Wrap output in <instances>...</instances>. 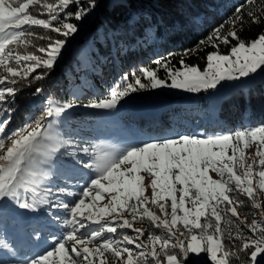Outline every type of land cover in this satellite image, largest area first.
I'll use <instances>...</instances> for the list:
<instances>
[{
  "label": "snow or ice",
  "instance_id": "1",
  "mask_svg": "<svg viewBox=\"0 0 264 264\" xmlns=\"http://www.w3.org/2000/svg\"><path fill=\"white\" fill-rule=\"evenodd\" d=\"M250 3L247 0L234 6L231 16L207 37L209 41L219 40L226 45L230 43L229 38L235 40L230 56L209 52L204 71L186 64L183 58L180 67L164 59L156 60L154 64L165 71L166 78H161L155 69L143 68L140 71L148 83L136 76L133 83L113 87L106 97L84 106L111 110L140 89L168 87L199 93L217 89L223 81L256 73L264 67V32L250 42L242 41L237 30L221 36L225 24L241 22L242 31L245 16L252 24L264 22V0H258V6L251 9ZM73 5L76 10L67 11ZM33 6H39L43 12L30 14ZM96 7L97 0H86V4L82 0H55L54 3L0 0V216L17 209L20 210L17 215L38 209L48 216H55L58 210L67 213L62 220L65 230L60 237L52 238L51 250L21 258L15 264H77L74 256L82 257L85 264H105L108 252L123 264H150L149 258L154 264H185L190 252L207 253L212 264H230L231 258L239 261V254L249 250L248 259L256 264L257 257L264 254V210L259 218L252 214L251 224L239 220L237 208L243 206V201L233 195L231 185L234 183L236 192L252 201L253 208H261L257 193H264V124L219 135L176 133L170 138L149 137L145 142L130 143L121 149L94 150L90 154L88 147L77 145L70 138L63 139L56 132L55 126L62 114L77 105L58 104L48 97L40 119L8 131L14 112L9 102H15L19 91L15 85L27 80L28 87L33 81L44 79L61 58L67 38L79 31L69 18L81 21ZM44 14L47 18H40ZM25 26L48 29L58 36L40 37L47 40L46 46L37 49L42 55L22 54L17 49L31 44L29 37L34 35ZM42 92L43 88L37 87L34 95ZM250 143L256 148L252 163H247L245 149ZM209 170L220 179H213ZM142 172L151 177L150 204L158 208L159 215L149 207V198L144 195ZM53 178L62 183H55ZM80 179H84V186L76 199L78 194L73 188L79 185ZM103 193L108 194V202L97 207V202L105 198ZM225 204L226 209H222ZM225 210L239 220L235 233L228 236L231 250L226 247L221 228ZM126 214L131 215V220ZM145 217L155 229L165 233L148 232L149 243L139 242L145 232L133 228L134 221ZM213 218L215 226L211 223ZM86 221L100 225L99 230L82 233L80 229L86 227ZM241 224H245L250 235ZM181 225L185 231L178 236ZM118 228L133 229L136 235L122 234L119 239L103 238L93 243L105 231L116 233ZM129 245H134V249ZM0 251L12 257L17 252L14 243L3 234H0Z\"/></svg>",
  "mask_w": 264,
  "mask_h": 264
},
{
  "label": "trees",
  "instance_id": "2",
  "mask_svg": "<svg viewBox=\"0 0 264 264\" xmlns=\"http://www.w3.org/2000/svg\"><path fill=\"white\" fill-rule=\"evenodd\" d=\"M49 2L54 3L55 0ZM246 2L247 0H97V7L83 20L69 18L70 22L78 26L79 35L67 38L68 45L63 49V55L48 75L40 81H33L28 87L25 86L27 80L18 81L15 85L19 91L14 98L15 102H9L14 112L8 131L40 119L44 115L45 100L48 97L58 104L77 105L62 114L55 126L56 132L63 139L70 138L75 144L88 147L90 154L94 150L121 149L130 143L145 142L149 137L170 138L176 133L219 135L264 124V74L245 84L243 88L240 86L228 90L227 86L224 93L215 98L199 94L195 102L189 100L190 95L186 93L159 104L147 105L144 103L147 100H159L163 98L160 95L171 96V93L161 90L154 92L153 89L146 88L131 93L115 109L84 106L90 101L106 97L113 87L122 88L133 83L136 76L148 83L140 71L143 68L155 69L161 78H166L165 71L154 64L156 60L164 59L174 67H180V60L183 58L186 64L201 69L207 63L209 52L228 53L236 44L235 40L229 38L230 43L226 45L219 40L209 41L207 37L213 28L231 16L234 6ZM82 3L86 4V0H82ZM114 4L124 6L114 7ZM257 6L258 0H251L249 9ZM75 10V5L67 9L72 12ZM29 12L40 15L43 9L33 6ZM257 15L261 13L257 12ZM40 18H47V15H41ZM25 29L34 35L29 37L31 44L17 49L22 54L34 52L42 55L37 49L46 46L47 40L40 37L58 36L57 33L37 26H25ZM233 30L238 31L242 41L250 42L264 32V22L252 24L251 19L245 16L242 31L241 22L235 25L225 24L221 29V36ZM37 87L43 88V92L34 95ZM146 122L155 123L158 130L148 129ZM7 143L5 140V145ZM252 145L254 151L248 163H252L256 145L250 143L245 149L246 156ZM237 171L242 172L240 169ZM84 179H80L79 185L73 188L78 194L76 199L83 190ZM53 181L62 183L56 178ZM231 187L233 195L243 201V206L238 207L239 213L246 218H253L256 208L252 207V201L236 192L235 185ZM64 199L71 200L72 197ZM88 199L86 198V203L89 202ZM150 199L151 197L149 207L159 215L158 208L150 204ZM104 201L105 198L97 202L96 206H103ZM170 203L169 201L167 209L169 212ZM19 212L17 209L0 216V234L6 235L17 249L15 257L0 251V264H15L21 258L51 250L54 246L52 238L60 237L65 230L62 220L67 217V213L63 210L56 211L55 216H48L39 209L17 215ZM222 216L221 228L226 247L231 250L228 236L235 233L236 224L232 223L229 214L223 212ZM55 217H60V221ZM136 222L145 224L146 238L148 232L165 234L162 229H155L146 217L137 219ZM211 223L215 226L214 218ZM250 251L240 253L239 261L231 258L230 264H248ZM149 260L153 264L151 258Z\"/></svg>",
  "mask_w": 264,
  "mask_h": 264
},
{
  "label": "rangeland",
  "instance_id": "3",
  "mask_svg": "<svg viewBox=\"0 0 264 264\" xmlns=\"http://www.w3.org/2000/svg\"><path fill=\"white\" fill-rule=\"evenodd\" d=\"M78 35H79V32L73 34V36L71 37V39L74 38V37H77ZM67 45L68 44L66 43V46ZM66 46H65V48H66ZM219 54L220 55H229L230 56L231 55V52L229 51L228 53H219ZM62 55H63V52H62ZM232 58L235 59V57H232ZM207 65H208V61H207L206 65L203 68H201V69L198 68V69H200L201 71H204L207 68ZM263 74H264V67H262L261 69H258L256 73L250 74L247 78H241V79L235 80V81H223V82H221V85H218L217 89L202 90L199 93H190V92H187V91L182 90V89H175V88H168V87H163V88H158V89H153V90H154V92L157 91V90H161L162 92H170L172 98H178L179 96H183V95H186V93H188L190 95V99L189 100H192L193 102H195L197 100V97L196 96H198L199 94H201V95L203 94L204 97H208V98L214 97L215 98V96H218V95L223 94L224 91L227 89L226 88L227 86H228V90L235 89V88L240 87V86L243 88V86L245 84H249V82L260 78ZM168 82L170 83V81H168ZM160 96H163L164 97V95H160ZM164 98L167 99V98H169V96H165ZM145 104L148 105V103H145ZM148 129L151 130L153 128L152 127H148ZM253 151H254V147L252 145L250 147V149L246 153L247 163H248L250 157L252 156ZM141 175H143L145 177V179H144V186H145L144 195L149 198V197H151V194H152V189L149 186L150 185V181H151V177L146 172H142ZM209 175H211L213 179H220L211 170H209ZM232 185H234V184H232ZM258 194L261 195L264 198V193H258ZM258 194H257V196H259ZM91 195H93V193ZM103 196L105 197V201L104 202L107 203L108 202V194L107 193H103ZM90 198L91 197H89L88 201L90 200ZM105 203H103V204H105ZM221 207H222V209H226L227 205L225 204V205H222ZM262 210H264V206H261L260 209H256L255 210V213H257L256 214V217L257 218H259V214H260V212ZM237 211H238V208H237ZM223 212H224V214L225 213L229 214V216L232 219V223H234V224L239 223V220L245 221V224H251L252 219H253V218H246L245 216H243L242 214H240L239 211H238V213H239V220H237V218H235V217H232L231 214L228 213L226 210L223 211ZM126 218H128L129 220H131V215L126 214ZM85 223H86V227L84 229H80V231L82 233L83 232H86V231H91L93 229L99 230L100 225L93 224L91 221H86ZM245 224H241V227L245 231H248L247 228L245 227ZM133 228H140V229L144 230V232L146 233L145 224L144 223H141V222L140 223H137L136 221H134L133 222ZM183 231H184V228L181 225V228L177 232V235L179 236L180 232H183ZM125 233H127L128 235H132V236H135L136 235V233L133 231V229H128V228L121 229V228H118L116 233H108V232L105 231L104 233H102V236L101 237H97L96 240L93 241V243H99L103 238L119 239L118 235L119 234H125ZM139 242L149 243V241L146 238V235L145 234H144V236H142L140 238V241ZM70 244H71V242H69V245H68L69 250H70ZM128 247H132L134 249V245H129ZM73 256H74V254H73ZM124 258L125 259L127 258L126 254H125V257ZM74 259L77 260V264H85V262L82 259V257H75L74 256ZM105 264H123V261L122 260L121 261H117L112 256V254L110 252H108V253H106V261H105ZM153 264H154V262H153ZM185 264H212V262H211L210 258L208 257L207 253H205V252H201V253L190 252L188 254L187 258H186ZM242 264H247V263H242ZM248 264H251V261L250 260H249ZM256 264H264V254H261V255H259L257 257Z\"/></svg>",
  "mask_w": 264,
  "mask_h": 264
},
{
  "label": "built area",
  "instance_id": "4",
  "mask_svg": "<svg viewBox=\"0 0 264 264\" xmlns=\"http://www.w3.org/2000/svg\"><path fill=\"white\" fill-rule=\"evenodd\" d=\"M259 200H260V202H261V206H264V203H263V197L261 196V195H259Z\"/></svg>",
  "mask_w": 264,
  "mask_h": 264
}]
</instances>
